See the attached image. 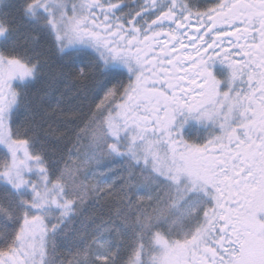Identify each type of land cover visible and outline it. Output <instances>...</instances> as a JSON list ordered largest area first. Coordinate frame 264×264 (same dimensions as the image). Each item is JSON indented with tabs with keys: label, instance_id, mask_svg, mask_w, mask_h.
<instances>
[{
	"label": "snow or ice",
	"instance_id": "snow-or-ice-1",
	"mask_svg": "<svg viewBox=\"0 0 264 264\" xmlns=\"http://www.w3.org/2000/svg\"><path fill=\"white\" fill-rule=\"evenodd\" d=\"M0 264H264V0H0Z\"/></svg>",
	"mask_w": 264,
	"mask_h": 264
},
{
	"label": "flooded vegetation",
	"instance_id": "flooded-vegetation-1",
	"mask_svg": "<svg viewBox=\"0 0 264 264\" xmlns=\"http://www.w3.org/2000/svg\"><path fill=\"white\" fill-rule=\"evenodd\" d=\"M130 2V0H129ZM200 3H204L205 0H199ZM213 68V72L214 74L218 77V78H223L226 73H227V69L224 68L223 66L219 65L218 63H216L215 65L212 66ZM185 136L187 139H189L190 141H201L206 135L207 133L204 131V129L198 125L195 124V122H190V125H186V129H185Z\"/></svg>",
	"mask_w": 264,
	"mask_h": 264
},
{
	"label": "trees",
	"instance_id": "trees-1",
	"mask_svg": "<svg viewBox=\"0 0 264 264\" xmlns=\"http://www.w3.org/2000/svg\"><path fill=\"white\" fill-rule=\"evenodd\" d=\"M61 87H63L62 85H61ZM103 95V93H100L99 94V96H94V95H92V94H89V99L88 100H86V101H84V110L85 111H87V109H88V106L89 105H91L92 107H94V105H95V103L96 102H99V99H100V97ZM53 120H55V117H53ZM102 203H106V202H102ZM107 205L102 209V211H107Z\"/></svg>",
	"mask_w": 264,
	"mask_h": 264
}]
</instances>
